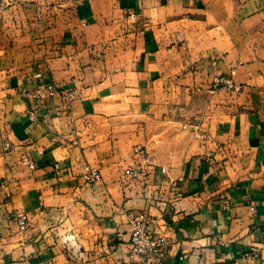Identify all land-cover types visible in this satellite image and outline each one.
<instances>
[{
    "label": "crops",
    "instance_id": "obj_1",
    "mask_svg": "<svg viewBox=\"0 0 264 264\" xmlns=\"http://www.w3.org/2000/svg\"><path fill=\"white\" fill-rule=\"evenodd\" d=\"M5 1L0 264H127L141 211L163 264H264V0Z\"/></svg>",
    "mask_w": 264,
    "mask_h": 264
},
{
    "label": "built area",
    "instance_id": "obj_2",
    "mask_svg": "<svg viewBox=\"0 0 264 264\" xmlns=\"http://www.w3.org/2000/svg\"><path fill=\"white\" fill-rule=\"evenodd\" d=\"M1 1V0H0ZM17 0H6L4 5H13ZM234 72L231 71L227 75L215 76L211 83L212 90L223 89L229 92H240L242 86L233 81ZM33 97L39 102L48 99H62L65 105H69L75 100V90L59 91L53 85H41L35 92ZM29 119H34L33 112L29 113ZM11 146L8 142L4 143V150L10 152ZM134 155L143 157L146 160L144 149L136 146L133 149ZM23 163L27 165L29 170L34 169V164L28 160ZM82 175L83 181L87 185L96 183L100 179V172L97 168L85 166ZM125 175L131 178L137 176L134 169H127ZM128 225L130 227V236L127 243V264H163L169 250L168 239L158 233L154 221L146 212L129 213ZM15 221L20 231H25L27 228V219L23 214H16Z\"/></svg>",
    "mask_w": 264,
    "mask_h": 264
}]
</instances>
